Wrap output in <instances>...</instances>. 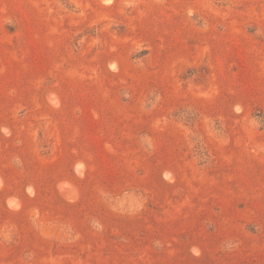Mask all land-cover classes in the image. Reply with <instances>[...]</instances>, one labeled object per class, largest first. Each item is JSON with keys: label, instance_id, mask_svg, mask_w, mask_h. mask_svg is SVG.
Wrapping results in <instances>:
<instances>
[{"label": "rangeland", "instance_id": "obj_1", "mask_svg": "<svg viewBox=\"0 0 264 264\" xmlns=\"http://www.w3.org/2000/svg\"><path fill=\"white\" fill-rule=\"evenodd\" d=\"M0 264H264V0H0Z\"/></svg>", "mask_w": 264, "mask_h": 264}]
</instances>
